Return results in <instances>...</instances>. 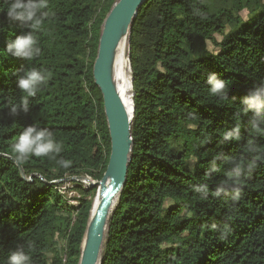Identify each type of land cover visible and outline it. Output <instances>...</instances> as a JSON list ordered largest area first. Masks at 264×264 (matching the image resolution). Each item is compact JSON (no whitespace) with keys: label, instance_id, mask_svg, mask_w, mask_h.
<instances>
[{"label":"trees","instance_id":"16d2710c","mask_svg":"<svg viewBox=\"0 0 264 264\" xmlns=\"http://www.w3.org/2000/svg\"><path fill=\"white\" fill-rule=\"evenodd\" d=\"M114 1L49 0L35 33L41 53L26 61L5 51L8 39L28 29L8 20V0H0V264L18 246L31 264L78 263L95 189L71 181L81 195L73 208L58 187L69 176L99 180L107 165L109 134L92 63ZM128 46L132 158L101 264H264V131L250 126L241 104L264 83V0H146ZM33 67L51 78L28 98V113L12 116L9 108L25 95L16 80ZM209 73L225 82L226 95L210 93ZM33 123L52 131L71 167L47 157L15 159L12 145ZM235 126L240 139L225 141ZM252 160V170L232 182L240 190L234 200L230 162ZM200 184L206 196L194 190Z\"/></svg>","mask_w":264,"mask_h":264},{"label":"water","instance_id":"95a60500","mask_svg":"<svg viewBox=\"0 0 264 264\" xmlns=\"http://www.w3.org/2000/svg\"><path fill=\"white\" fill-rule=\"evenodd\" d=\"M146 0H115L101 25L92 77L102 97L103 113L109 134L110 149L106 168L99 180L85 175L69 176L67 181L85 184L94 188L93 198L98 203L89 211V217L79 246L77 264H101V257L108 232V220L121 195L127 178V167L131 161L133 117V91H131L130 113L123 106L113 77L115 52L123 37L129 38L130 27L138 9ZM129 59V54H128ZM130 66V61H129ZM131 71V67H130ZM132 83V76H131ZM20 175L26 179L21 166L16 162ZM30 180V178H27ZM60 180L50 182L58 183ZM116 199V202L114 203ZM114 203V204H113Z\"/></svg>","mask_w":264,"mask_h":264},{"label":"clouds","instance_id":"9594fccd","mask_svg":"<svg viewBox=\"0 0 264 264\" xmlns=\"http://www.w3.org/2000/svg\"><path fill=\"white\" fill-rule=\"evenodd\" d=\"M49 6V0H8L6 16L10 22H19V25L28 29V31L16 36L14 39H8L5 51L11 57L23 58L26 61H32L41 53L39 41L35 35L42 26L43 20L47 17L44 11ZM51 78V73L45 70H39L35 67L27 69L23 74L19 75L16 80L18 89L25 95L21 99L19 105H12L9 113L12 116L19 115L20 112L28 113L29 97H35L46 85ZM207 84L209 91L213 96L226 95L225 82L220 79L216 73L207 75ZM241 104L250 114V126L257 132L264 131V83L259 84L246 93L241 98ZM241 137V129L235 126L224 133L225 141L239 140ZM17 161L30 159L31 157H47L55 160L56 163L64 169L71 167L72 161L59 157L62 152V144L56 140L51 130L40 127L33 123L23 128L18 139L12 145ZM249 151H256L255 145L249 146ZM59 157V158H57ZM231 167L228 169L226 179L229 180L232 187V199L238 200L239 187L232 183L238 180L246 172H250L255 166L256 161L252 160L247 164L239 162H230ZM224 186H221V192ZM194 190L202 195H207V185L200 184L195 186ZM7 264H31V257L20 246L10 252L7 257Z\"/></svg>","mask_w":264,"mask_h":264},{"label":"bare ground","instance_id":"6f19581e","mask_svg":"<svg viewBox=\"0 0 264 264\" xmlns=\"http://www.w3.org/2000/svg\"><path fill=\"white\" fill-rule=\"evenodd\" d=\"M134 20V19H133ZM129 39V38H128ZM128 54H129V46L126 37H123L118 44V47L115 52V58L113 63V77L116 84V88L121 99L123 106L130 113V105H131V91H132V83L131 76H129L128 69ZM131 72V71H130ZM116 202V199L114 203ZM98 203V199L93 198L92 208L95 209ZM113 203V204H114Z\"/></svg>","mask_w":264,"mask_h":264},{"label":"built area","instance_id":"2783aa9c","mask_svg":"<svg viewBox=\"0 0 264 264\" xmlns=\"http://www.w3.org/2000/svg\"><path fill=\"white\" fill-rule=\"evenodd\" d=\"M71 181H63L60 183L58 189L59 192L63 195L66 203L73 208L78 207L81 195L80 193L71 185Z\"/></svg>","mask_w":264,"mask_h":264},{"label":"rangeland","instance_id":"374dc122","mask_svg":"<svg viewBox=\"0 0 264 264\" xmlns=\"http://www.w3.org/2000/svg\"><path fill=\"white\" fill-rule=\"evenodd\" d=\"M242 16H243V18H245L246 17V12H242ZM215 38H216L217 41H219L221 36L219 34H216ZM208 48H209V50H217L218 49V47L215 44L211 43V42H208ZM128 69H129V65H128ZM129 76H130V69H129ZM71 185H73V184L71 183ZM81 185H83V187H87L85 184H81ZM90 189H92V188H90Z\"/></svg>","mask_w":264,"mask_h":264}]
</instances>
